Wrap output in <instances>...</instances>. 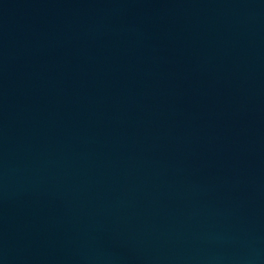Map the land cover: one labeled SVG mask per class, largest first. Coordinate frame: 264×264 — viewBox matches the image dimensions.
Instances as JSON below:
<instances>
[{"label": "water", "instance_id": "water-1", "mask_svg": "<svg viewBox=\"0 0 264 264\" xmlns=\"http://www.w3.org/2000/svg\"><path fill=\"white\" fill-rule=\"evenodd\" d=\"M0 264H264V0H0Z\"/></svg>", "mask_w": 264, "mask_h": 264}]
</instances>
